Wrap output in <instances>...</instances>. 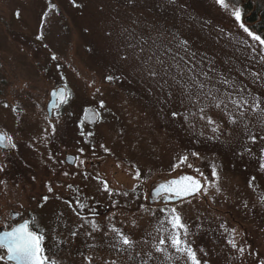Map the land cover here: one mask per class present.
Segmentation results:
<instances>
[{"label":"rangeland","instance_id":"374dc122","mask_svg":"<svg viewBox=\"0 0 264 264\" xmlns=\"http://www.w3.org/2000/svg\"><path fill=\"white\" fill-rule=\"evenodd\" d=\"M226 2L228 10L215 0H176L175 4L168 0H0V134L16 144L15 149L0 148V162L7 166L0 173L6 182L0 185V231L5 224L14 226L36 216L45 227L47 254L61 258L63 264H87L84 257L93 258V264L113 259L117 264H141L148 254L154 257L148 264H183L155 253L152 247L164 234L157 232L164 203L152 191L154 185L179 174L198 177L196 169H200L221 190L208 187L207 196L189 197L192 203L183 205L190 230L197 232L189 238L193 248L210 249L220 264H264V172L258 159L264 148V140L259 139L264 135V120L249 115L232 125L222 112L210 110L220 125V132L214 134L199 118L197 107L181 103L178 97L168 99L166 91L161 93L140 78L139 61L121 59L131 51L129 43L145 39L148 47L149 37L167 29L165 36L187 37L198 59L211 57L216 72L264 98V87L247 73L240 75L245 69L264 71L258 63L259 48L252 53L243 43L254 42L231 16L238 8L241 22L264 37L262 29L255 30L256 24L248 22L252 11L264 9V0ZM158 42L168 43L167 39ZM208 67L212 65L206 63ZM110 75L119 79L110 82L106 79ZM59 88L68 93L66 103L50 118L46 109L50 92ZM87 110L96 113V123L85 121ZM173 111L179 115L174 117ZM216 135L219 139H210ZM249 135L256 136L255 144ZM194 151L199 158L189 156L192 168L181 165L173 171L178 156ZM68 158H74L73 163ZM213 166L218 179L211 176ZM137 168L140 181L133 178ZM253 176L254 187H249ZM101 181L113 192L128 195L110 196ZM47 185L53 186L52 193ZM45 195L47 202L42 199ZM77 202L86 206L83 211ZM85 220L97 224L98 230L93 231ZM201 223L203 228L198 230L195 225ZM113 227L137 242L133 259L111 247L118 239ZM77 229L78 235L72 237ZM233 235L245 249L243 255L228 245ZM168 254L176 256L170 248Z\"/></svg>","mask_w":264,"mask_h":264},{"label":"snow or ice","instance_id":"6c2138e0","mask_svg":"<svg viewBox=\"0 0 264 264\" xmlns=\"http://www.w3.org/2000/svg\"><path fill=\"white\" fill-rule=\"evenodd\" d=\"M129 2L135 3L136 0H129ZM168 3L175 4L176 0H168ZM215 3L222 9H229V3L226 0H215ZM231 16L239 24V28L254 42L249 44L245 40L243 43L252 50V53H257V48H259L260 60L258 63L264 67V37L254 31H250L241 22V12L238 8L231 11ZM167 31V29H163V31L158 32L157 37H149L152 40V44L148 47H145L148 45V41L145 39L138 40L135 44L129 43L128 47L131 51L122 56L121 59L128 60L131 57L133 60L139 61L137 71L141 74L140 78L150 83L161 93L166 91L168 99L178 97L181 103L187 101L192 106L197 107L199 118L211 126V131L214 134L220 132V125L209 115L210 110L222 112L228 118V123L232 125L237 124L239 120L249 115L258 116L264 120V98L262 96L251 95L238 80L230 79L228 76L216 72L214 69L215 61L211 57L205 58L200 55L198 59V54L190 50L191 44L187 37H183L178 33H172L170 37H167L165 36ZM37 39H41V37L38 36ZM166 39L168 41L166 44L158 42ZM249 58L255 59V56ZM52 59L56 60L57 57L53 56ZM206 63L212 65V67H208L206 70ZM246 73L255 83L264 87V71L247 72L246 69L240 71L241 76ZM106 79L111 82L114 79H119V77L114 78L110 75ZM213 81H215L214 84ZM216 85L221 87H216ZM59 95L61 103H66V97L68 96L66 89H62ZM249 96H251V99H249ZM4 107L7 108L9 106L5 104ZM99 107L101 109L105 107L103 101L100 102ZM12 110L16 111V109ZM230 113L232 114L230 115ZM95 115L94 113L93 116ZM172 115L175 117L179 113L173 111ZM245 127L247 128V124H245ZM44 131L48 132V129L46 128ZM55 132V124H52L51 133L54 134ZM81 135H84L83 131ZM88 135L91 136L93 133H88ZM211 138L219 139V135ZM248 139L252 144L257 142L255 135H249ZM259 139L264 140V135L260 136ZM0 147L15 149L16 144L12 142L11 137L0 134ZM101 147H104V145H101ZM80 151L82 153L83 149ZM105 151L107 152L108 149L105 148ZM245 151L251 153V148L246 147ZM189 156L199 158V153L194 151L190 154L178 156V163L173 165V171L181 165H187V167L192 168L193 165L189 163ZM258 159L259 169L264 172V148L260 149ZM80 163L83 164L84 161L81 160ZM6 167L0 162V173L4 172ZM196 172L200 178L193 175L179 174L177 178L167 179L165 182L153 186L155 197L161 199L164 203V207L159 209L164 218L160 220L161 227L157 228L158 233L162 232L164 234L159 236L152 247L155 249V253L165 256L166 259L182 260L183 264H220V261L214 258L210 249L206 250L205 247L200 246L194 249V242L189 239L197 235V232L190 230L191 226L184 214L183 205L185 203L191 204L192 199H196L198 196H207L208 187H215L216 192L221 190L209 181L200 169H196ZM64 175H68V173L65 172ZM211 176L218 179L215 166L212 167ZM133 178L140 181L141 171L138 168L135 170ZM255 180L256 177L253 176L248 182V186L254 187L253 181ZM5 183L3 179H0V185ZM101 183L104 191L110 196L128 195L127 192H113L106 181H101ZM46 187L48 193L53 192L52 185H47ZM69 188H71V185H69ZM189 197L192 199H188ZM149 198H151V195L145 197V199ZM42 199L47 202L49 196L45 195ZM261 203H264V196L261 197ZM77 204L81 211L86 207L80 202H77ZM169 204L172 206L169 207ZM40 206L43 207V205ZM244 206L247 207V204ZM69 207H71V204H69ZM77 215L79 216V212H77ZM12 218L14 219V217ZM81 219L84 218L81 217ZM84 222L91 224L93 231L98 230L99 226L94 222L87 220ZM165 225L168 227H165ZM80 227H83V224ZM195 227L201 230L203 223L196 224ZM219 227L224 228L225 225L221 223ZM4 228L5 230L0 232V262L2 264H63L61 258H53L47 254L45 248V227H41V221L36 216H32L30 219L25 218L24 222L17 223L15 226L5 224ZM111 231L118 237L117 242L112 244L111 247L115 248L118 253H127L128 258L133 259V252L137 242L115 227ZM235 232L236 229H232V233ZM204 234L206 235L207 233L205 232ZM77 235L78 229L71 232L72 237ZM227 243L237 253L243 255L245 252V249L238 245L234 235L228 239ZM169 248L176 254L175 257L168 254ZM136 255L139 256V253H136ZM215 255L219 256L220 253L216 252ZM153 258V255L148 254V258L141 260V264H148V260ZM84 261H87V264H93V258L91 257H84ZM80 264H83V261ZM105 264H117V261L115 259L106 260Z\"/></svg>","mask_w":264,"mask_h":264},{"label":"water","instance_id":"95a60500","mask_svg":"<svg viewBox=\"0 0 264 264\" xmlns=\"http://www.w3.org/2000/svg\"><path fill=\"white\" fill-rule=\"evenodd\" d=\"M62 89H65V88H59L57 90H52L50 92V100H49V102L47 104V107H46L48 115H49L50 118L52 117V113L55 110L59 109L63 105V103H61V98H60V95H59V93H60V91ZM54 93H55V95H54ZM94 113L95 112L92 111V110H87L85 112V116H84L85 121L90 123V124L96 123L98 118H97V115L93 116ZM0 148H4V147H0ZM73 160H74V158H68V161L71 162V163H73ZM152 194H153V196H155V191L154 190L152 191ZM158 200L159 199L157 198V201ZM2 231H4V230L2 229L0 232H2Z\"/></svg>","mask_w":264,"mask_h":264},{"label":"trees","instance_id":"16d2710c","mask_svg":"<svg viewBox=\"0 0 264 264\" xmlns=\"http://www.w3.org/2000/svg\"><path fill=\"white\" fill-rule=\"evenodd\" d=\"M250 3L253 4L252 1H250ZM249 7L251 9L254 8L251 5H249ZM249 15L250 14H248V16ZM248 22H252L253 24H256L255 27H253V29L256 30L257 28V30L262 29L264 31V9L263 10L255 9L254 11H252L251 16L248 18Z\"/></svg>","mask_w":264,"mask_h":264}]
</instances>
